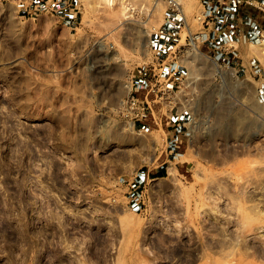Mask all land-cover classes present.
<instances>
[{
    "label": "rangeland",
    "instance_id": "374dc122",
    "mask_svg": "<svg viewBox=\"0 0 264 264\" xmlns=\"http://www.w3.org/2000/svg\"><path fill=\"white\" fill-rule=\"evenodd\" d=\"M206 1L236 76L194 57L176 160L172 130L131 129L125 103L166 58L167 0H74V20L0 0V264H264V0ZM181 3L203 30V1Z\"/></svg>",
    "mask_w": 264,
    "mask_h": 264
},
{
    "label": "built area",
    "instance_id": "2783aa9c",
    "mask_svg": "<svg viewBox=\"0 0 264 264\" xmlns=\"http://www.w3.org/2000/svg\"><path fill=\"white\" fill-rule=\"evenodd\" d=\"M169 2V10L177 14L181 18V24L188 30L184 43L182 38V30L173 37L169 42H165L158 51H164L162 55L166 58L159 59L158 67L153 66L145 70L143 83L137 84L133 80L131 90L126 97V110L131 114L134 128L138 126L148 125L147 121H152L156 126H165L172 122L173 118H185V127L190 128L195 124V119L192 114L193 97L185 95L186 83L192 78L189 77L191 68L194 67L196 61L195 56L205 57L215 62L221 71L236 69L229 58L220 62L216 58L213 59L206 55L202 47L208 42L207 27L210 26L215 18L210 15L207 9V1H203L205 8L204 13L198 18L203 25V30L196 33L188 27L185 18V13L181 0H167ZM207 2V3H206ZM48 12L55 14L56 12L46 8ZM229 45V44H228ZM227 46V45H226ZM224 47H219V51L223 52L228 57V51ZM217 69V68H216ZM187 73V78L185 77ZM237 75L239 71L237 70ZM239 78V76H238ZM185 79V81H184ZM133 88V90H132ZM188 89V88H187ZM141 91H145L143 96H140ZM158 110V113L156 112ZM186 140L189 141L192 131L185 133Z\"/></svg>",
    "mask_w": 264,
    "mask_h": 264
},
{
    "label": "crops",
    "instance_id": "0c3cea01",
    "mask_svg": "<svg viewBox=\"0 0 264 264\" xmlns=\"http://www.w3.org/2000/svg\"><path fill=\"white\" fill-rule=\"evenodd\" d=\"M259 3V1H255ZM207 3V2H206ZM19 7L22 12H26L28 14L37 12H40L41 10H46V8H49V10L53 9L57 15L61 19H69L74 20L77 16V13L75 12L74 7V0H19ZM208 6V3H207ZM222 5H220L218 8H221ZM208 8V7H207ZM217 21V20H216ZM215 21V22H216ZM181 18L174 13H171L170 16H167L163 27H165V30L159 33H156L155 39L153 43L155 44V47L157 49H160V47L165 43L169 42L173 39L174 36L177 35V32L180 30L181 27ZM217 33H212L211 31H207V39L208 42H211V45L209 47H206L210 52H213L215 50H219V47H224L231 42L235 41H229L230 39L227 38L226 35H222L221 32L218 30H215ZM222 58V57H221ZM228 57L224 56L223 59L226 60ZM145 91L141 92V96L144 95ZM260 96L264 99V85L260 89ZM185 118H173L172 122L166 124L165 126L169 127L172 130L173 139L172 142H174V145H172L171 149V155H175L176 160L182 159L186 156L187 151L184 149L186 144V135L183 130L180 131L178 128L185 127ZM185 150V151H184ZM185 153V154H184ZM186 162V161H184ZM168 161H165L163 164L160 165V168H163L166 166ZM150 172V171H149ZM150 177V173L148 174ZM157 176H161L159 173H157Z\"/></svg>",
    "mask_w": 264,
    "mask_h": 264
},
{
    "label": "bare ground",
    "instance_id": "6f19581e",
    "mask_svg": "<svg viewBox=\"0 0 264 264\" xmlns=\"http://www.w3.org/2000/svg\"><path fill=\"white\" fill-rule=\"evenodd\" d=\"M183 3V2H182ZM162 7V6H161ZM185 7V6H184ZM156 11L157 12H161V8H160V4L159 5H157V7H156ZM148 33V32H147ZM252 46L253 47H256V48H258V49H260L263 53H264V39H263V41H262V43H260V44H252ZM263 62H264V60H263ZM213 64L215 65V67L217 68V70H218V72L220 73H222V75H228V74H230L233 78L236 76V71H235V69H232V70H223V72L222 71H220V69H219V66L215 63V62H213ZM243 85V88L245 89V91H246V93L248 92V91H250V90H253V88H259L260 87V83H257V84H253L252 83V81L251 80H246V81H244V83L242 84ZM248 95V94H247ZM130 127H131V129H133L134 128V122L133 123H131L130 124ZM169 174L170 175H175V169L174 168H170V170H169ZM243 194V193H242ZM257 207V206H256ZM253 209H254V207H253ZM225 238V237H224ZM232 238V237H231ZM227 239V238H226ZM225 240V239H224ZM223 251H224V249H223ZM233 252L235 251V250H232ZM222 252V251H221ZM230 257V256H229ZM212 260V259H211ZM213 262V261H212ZM211 262V263H212ZM215 264V263H214ZM226 264V263H225Z\"/></svg>",
    "mask_w": 264,
    "mask_h": 264
}]
</instances>
